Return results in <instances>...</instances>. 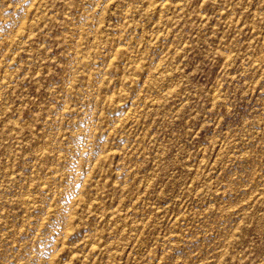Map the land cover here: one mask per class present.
I'll use <instances>...</instances> for the list:
<instances>
[{
  "label": "rangeland",
  "instance_id": "1",
  "mask_svg": "<svg viewBox=\"0 0 264 264\" xmlns=\"http://www.w3.org/2000/svg\"><path fill=\"white\" fill-rule=\"evenodd\" d=\"M0 264H264V0H0Z\"/></svg>",
  "mask_w": 264,
  "mask_h": 264
}]
</instances>
